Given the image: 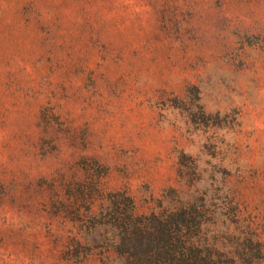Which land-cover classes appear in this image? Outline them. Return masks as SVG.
Here are the masks:
<instances>
[{
  "label": "rangeland",
  "instance_id": "374dc122",
  "mask_svg": "<svg viewBox=\"0 0 264 264\" xmlns=\"http://www.w3.org/2000/svg\"><path fill=\"white\" fill-rule=\"evenodd\" d=\"M181 210L264 264V0H0V264L135 263Z\"/></svg>",
  "mask_w": 264,
  "mask_h": 264
},
{
  "label": "trees",
  "instance_id": "16d2710c",
  "mask_svg": "<svg viewBox=\"0 0 264 264\" xmlns=\"http://www.w3.org/2000/svg\"><path fill=\"white\" fill-rule=\"evenodd\" d=\"M192 213L181 210L168 216L137 217L129 229L136 239L130 259L139 257L140 254L143 257L140 256V261L135 260V263L131 264L157 263L155 260L153 261L152 256H148L149 254L163 257L166 259V264H209L207 257L202 256L198 244L189 238V234L183 240L184 245H178L177 241L179 240H176L177 233L191 227L193 221L190 216L193 217ZM182 256H187V258L183 260Z\"/></svg>",
  "mask_w": 264,
  "mask_h": 264
}]
</instances>
